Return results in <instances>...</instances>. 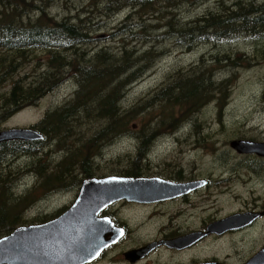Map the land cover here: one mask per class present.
Returning <instances> with one entry per match:
<instances>
[{
  "label": "trees",
  "instance_id": "16d2710c",
  "mask_svg": "<svg viewBox=\"0 0 264 264\" xmlns=\"http://www.w3.org/2000/svg\"><path fill=\"white\" fill-rule=\"evenodd\" d=\"M207 1L105 0L99 17L128 11L111 36H120L121 44L92 54L88 50L93 40L91 35L99 28L92 18L57 21L46 13L45 0L25 4L20 0L23 8L16 1L10 8L4 6L0 14V89L3 90L0 92V124L26 108L37 106L66 77L76 82V90L70 100L48 111L33 128L44 137L42 141L0 144V169L9 167L15 157L28 154L37 159L30 161L31 167L20 170L40 178L44 172L41 148L54 141V153L66 155L58 168L61 176L56 182L66 183L76 170L90 176L93 164L89 156L94 157L103 145L112 144L120 136L137 133L138 138L143 139L142 144L148 147L153 138L156 139L153 130L171 132L193 122L213 94L218 90L224 92L226 88V83H221L218 90L214 88L215 74L211 73V64L205 58L194 68L173 72L165 86L140 99L133 108L125 110L122 102L129 86L143 79L165 56L164 51H156L154 44L173 42L176 47L191 51L199 44L219 46L246 40L264 50V2L220 0L215 9L189 24L177 15L186 5L196 6ZM25 6L39 16L24 21ZM140 41L150 48H135ZM44 52L48 59L37 61L38 54ZM240 55L234 54L233 58ZM216 57L213 55L212 59L220 63L228 58ZM35 60L36 63H32ZM27 63L30 69L21 76L20 70ZM137 120L140 124H136ZM85 128L88 130L81 132ZM76 158L80 162L70 169V160ZM50 175L45 173V176ZM18 177L20 179L18 171L0 173V239L22 225L18 221L19 210L30 201L40 199L32 196L42 193L45 186H35L28 196L16 199L13 195ZM51 182L55 179L51 178Z\"/></svg>",
  "mask_w": 264,
  "mask_h": 264
},
{
  "label": "rangeland",
  "instance_id": "374dc122",
  "mask_svg": "<svg viewBox=\"0 0 264 264\" xmlns=\"http://www.w3.org/2000/svg\"><path fill=\"white\" fill-rule=\"evenodd\" d=\"M23 8L25 3L39 2L40 0H23L24 4L20 0H0V14L3 11L4 6L10 8L14 6V2ZM220 0H208L206 3L196 6L186 5L182 7L178 16L181 21L187 24L192 23L194 20L204 16L209 10H213L217 7V2ZM264 2V0H258ZM105 0H45V11L53 19L62 21L65 19H72L76 21L78 18L84 19V17L92 18L95 25H99V28L94 35H91L92 42L89 43V53L98 52L108 47L116 48L121 41L120 36L111 37L116 32V28L123 21L127 14V10L116 13L112 16H102V7ZM38 7L42 5L40 3L35 4ZM99 11V12H98ZM23 15L24 21H28L30 17L37 18L38 12L30 10L25 6ZM110 17V18H109ZM135 22V21H133ZM121 44V43H120ZM156 51H164L163 56L155 65L154 68L139 82L129 86L124 95L122 105L125 110H129L135 106L140 100L148 97L151 93L159 90L166 85L167 78L172 75L173 72L180 69H190L201 64V59L205 58L209 64L211 73L215 74L213 82L214 88H218V84L223 82H229L228 92H222L221 99L217 92L213 94L212 98L208 101L204 110L194 117L193 122L188 123L180 128V134H186L190 127L196 125L194 133L197 134L200 130H203V144L206 149L202 151L203 161L205 160V170L207 173H213L215 175H236L245 178V181L249 182L250 174L246 164L248 159L236 154L230 149L229 141L232 138L240 137L241 139H249L252 136L264 135V50L258 48L255 43L251 41L241 40L232 44H221L219 46L210 44H199L195 46L191 51H188L184 47H176L172 42H166L163 45L157 46ZM146 46V43L137 42L134 46L141 50ZM240 53L238 58H233L234 54ZM256 53L261 54V57ZM213 55L228 56L226 61L220 63L212 59ZM47 53H39L37 61L44 62L48 59ZM229 60V62H227ZM212 61V62H211ZM32 63H36L32 62ZM237 63V64H236ZM30 64H26V68L20 70L21 76L25 75L29 71ZM29 67V68H28ZM25 68V69H24ZM232 69V70H231ZM20 73L18 75H20ZM208 74V72L206 73ZM18 77V76H17ZM8 89V85L4 86ZM227 88H225L226 90ZM76 90V82L66 77L64 81L56 87V89L47 96H45L37 106L26 108L0 124V131L9 129H33L38 125L45 117L46 113L50 110H55L70 100ZM3 90L0 89V92ZM6 91V90H4ZM224 107H222V106ZM135 124V123H133ZM136 124H140V120L136 121ZM134 126V125H133ZM88 128L83 129L81 132H86ZM166 132V131H162ZM168 133V132H166ZM132 135H123L117 138L112 144H108L99 150L94 157L87 154H80V156H89V162L93 164L92 171L95 177H102L106 175H121L129 167L128 160L135 157L136 144L138 143L135 138L132 139ZM185 136V139H188ZM159 141L154 152L152 148V166L153 155L157 162L168 160L174 148H176L177 142L173 137H164ZM184 139V138H183ZM197 137H191L190 140L185 143L199 144L195 141ZM106 143V140H103ZM56 142H52L46 147L41 148L43 156L40 157L44 161L45 167L50 165L55 169L57 165L65 158L64 152L54 153ZM55 146V147H54ZM192 146H190L191 148ZM188 152V151H186ZM99 154V155H98ZM194 155V154H193ZM195 156V155H194ZM188 156H186V159ZM197 158V157H195ZM32 155L23 154L19 157H15V161L6 168L0 169V173L6 170H12V172L18 171L20 179H17V185L14 186L15 191L13 197L23 198L29 195V191L35 186L39 187L40 178L31 174L27 170H20L26 168L28 165L31 167ZM197 161V160H196ZM79 159L70 160L72 169ZM259 179L260 182L251 186V188L257 191L256 195H261L259 200L264 202V179ZM80 180V171L76 170L73 176L70 178V182H77ZM67 184H64V186ZM244 186H249L245 184ZM12 188V187H11ZM60 190V189H59ZM227 190L230 192L229 196H226ZM250 188H242L237 186L235 188H220L219 190L207 192V201L220 198L218 203L219 214H229L232 211H236L241 208H246L248 200L251 199ZM57 191V190H55ZM52 193V192H51ZM42 195L38 192V195L32 196L34 199H38L36 202H29L23 209L18 212V221L24 223L29 220L30 223H39L41 216L51 215L52 217L57 211L65 208H70L75 200L76 190L67 189L66 191H57L52 194ZM235 195V197H233ZM222 196V197H221ZM232 197V198H231ZM235 201V203H234ZM237 204V205H236ZM264 206V203H263ZM126 207L123 211V218L130 222L131 232L129 238L123 245V251L132 248V245L142 244L145 241H151L152 238L157 236L156 226L153 228V221L149 218L151 211L146 210L138 211L136 209H130ZM53 218V217H52ZM122 218V219H123ZM260 237V240L264 241V227L257 228L252 232L250 239L253 241ZM248 238H244V241L238 240L237 243H231L224 248L225 254L233 252L235 255L232 258V263L237 264L240 256L248 254L251 250L256 249L253 247L256 242L249 244ZM125 249V250H124ZM122 250L118 249L104 260L101 264H128L121 259ZM246 256L238 263L240 264ZM162 264L164 260L156 259L148 260L142 264ZM171 262V261H170Z\"/></svg>",
  "mask_w": 264,
  "mask_h": 264
},
{
  "label": "flooded vegetation",
  "instance_id": "af4514ba",
  "mask_svg": "<svg viewBox=\"0 0 264 264\" xmlns=\"http://www.w3.org/2000/svg\"><path fill=\"white\" fill-rule=\"evenodd\" d=\"M223 83H226L227 88L224 92H228L229 82ZM220 84H218V87ZM217 94L221 99L222 92L218 90ZM205 106L199 113L204 110ZM190 123L192 122H189L188 125ZM182 129L178 128L168 133L153 130L156 139L153 138V142L148 147L142 144L143 139L138 138L139 134L132 135V139L135 138L138 142L135 149L136 154L134 158L127 161L129 167L121 175L95 177L91 170L92 174L90 176L80 173V180L75 183L70 182V178L73 175L67 179L68 182L57 183L56 180L61 176V170L58 168L63 164V161L55 169L52 167L48 169L45 167L44 161L41 160L44 165V172L40 176L39 185H45L43 190L41 189L42 195L45 196L51 192L66 191L72 187L73 190H76V198L70 208L57 211L52 216L53 218L49 217L51 215L41 216L39 223H30L29 220H26L15 231L19 228L42 227L60 219L76 204L86 181L106 180L109 178L148 180L153 183L143 184L140 186V190L142 193L150 195L151 200L149 202L140 203L121 200L106 207L97 215L96 220L98 222L108 223L109 226H114L120 233H123V236L117 242L103 250L98 259L90 264H101L108 255L111 257L112 255L110 254L117 252L118 249L123 251V245L129 238L132 230L130 222L123 218V211L126 207L144 212L146 210L151 211L149 218L154 220L153 228L156 226L157 229L161 225L157 229V236L152 238L151 241H145L141 245H132V248L121 253V259L128 264H142L148 260L155 262L156 259H160V261L164 260L162 264H233L231 259L235 255L233 252L225 254L224 248L231 243H237L238 240L244 241V238L249 239L247 241L249 244L256 242L252 246L257 247L248 254L238 258L239 263L246 256L240 264H249L264 252L263 239L260 240V237L253 241L250 239L253 231L257 228L264 227V202L262 203L259 200L261 195H256L257 191L251 188V186L260 182L259 176L264 175V155L256 153L241 154L233 149L231 145L233 142L238 141L264 146V135L252 136L249 139L236 137L229 141L230 149L233 152L248 159L246 167L248 168L250 179L247 182L241 176H224L207 173L205 170V160L203 161L202 157V151L206 149L202 143L204 138L203 130H200L197 134L194 133L196 129V125L194 124V126L186 131L189 136L188 139H185L187 135L180 134ZM192 136L197 137L195 142L199 144L190 145L191 143H185ZM164 137L175 138L177 142L174 143L177 147L168 155V160L157 162L153 155L152 166V148L154 152L159 141L163 140L162 138ZM107 145H103L101 149ZM190 146L192 147L190 148ZM41 156H43L42 152ZM186 156H188L187 159ZM46 172L52 175L45 176ZM51 178H54L55 182H51ZM261 178L264 179V176H261ZM64 184H67V186H64ZM245 184H249V186H244ZM237 186H241L243 189L250 188L251 199L247 201L246 208L232 211L227 215L219 214L220 208L216 201L219 202L220 198L216 197L212 200H206L207 192L219 190L220 188H235L237 190ZM224 191L226 192V196L230 195L229 191ZM234 217L239 218L235 219V221H239H236V224H239V226L224 230L223 224L227 222L225 225L228 226V222ZM111 239L112 236H109L108 240ZM148 246H152L149 253L135 260V262L132 263L126 257L127 254L140 252ZM156 264H159V262Z\"/></svg>",
  "mask_w": 264,
  "mask_h": 264
},
{
  "label": "water",
  "instance_id": "95a60500",
  "mask_svg": "<svg viewBox=\"0 0 264 264\" xmlns=\"http://www.w3.org/2000/svg\"><path fill=\"white\" fill-rule=\"evenodd\" d=\"M43 139L44 137L33 129L0 131V144L10 141L38 142ZM231 146L241 154L264 155V146L261 145L237 141ZM145 183L153 182L121 178L86 181L76 204L60 219L42 227L19 228L11 235L0 239V264L94 262L103 250L123 236L114 226L98 222L97 215L106 207L121 200L149 202L150 195L140 190V186ZM235 219L239 218H231L228 222L230 225L224 223L223 229L239 226L236 224L238 220ZM109 236H112L111 240H108ZM151 248L152 246H148L140 252L129 253L126 257L133 263L148 254ZM263 260L264 252L249 264H264Z\"/></svg>",
  "mask_w": 264,
  "mask_h": 264
},
{
  "label": "bare ground",
  "instance_id": "6f19581e",
  "mask_svg": "<svg viewBox=\"0 0 264 264\" xmlns=\"http://www.w3.org/2000/svg\"><path fill=\"white\" fill-rule=\"evenodd\" d=\"M192 5V4H191ZM181 8V7H180ZM119 13V12H118ZM131 22V21H130ZM256 35V34H255ZM224 42V41H223ZM232 70V69H231ZM45 74V73H44ZM137 134V133H136ZM138 135V134H137ZM83 145V144H82ZM85 153V152H84ZM43 166V165H42ZM80 169V168H79ZM9 210V209H8ZM55 215V214H54Z\"/></svg>",
  "mask_w": 264,
  "mask_h": 264
},
{
  "label": "snow or ice",
  "instance_id": "6c2138e0",
  "mask_svg": "<svg viewBox=\"0 0 264 264\" xmlns=\"http://www.w3.org/2000/svg\"><path fill=\"white\" fill-rule=\"evenodd\" d=\"M121 235H123V233H121Z\"/></svg>",
  "mask_w": 264,
  "mask_h": 264
}]
</instances>
